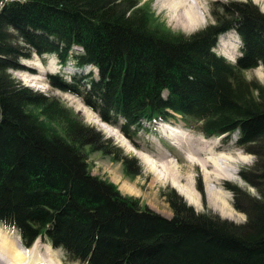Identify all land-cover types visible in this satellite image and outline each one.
<instances>
[{"label":"trees","instance_id":"1","mask_svg":"<svg viewBox=\"0 0 264 264\" xmlns=\"http://www.w3.org/2000/svg\"><path fill=\"white\" fill-rule=\"evenodd\" d=\"M2 2L0 225L15 228L25 249L47 239L80 264H264V83L245 76L264 66L259 7L222 4L213 24L185 36L157 24L142 0ZM228 30L242 44L235 65L213 51ZM32 53L95 67L96 75L48 74V82L126 136L174 114L206 137L236 133L235 144L256 157L239 172L256 195L227 184L245 222L196 212L173 189L167 218L91 174L90 152L121 162L129 177L141 167L59 98L12 77Z\"/></svg>","mask_w":264,"mask_h":264},{"label":"rangeland","instance_id":"2","mask_svg":"<svg viewBox=\"0 0 264 264\" xmlns=\"http://www.w3.org/2000/svg\"><path fill=\"white\" fill-rule=\"evenodd\" d=\"M6 1L18 0H3L1 4ZM144 1L149 8V15H152L153 18H155L157 24L164 26L173 34L188 36L209 24H213L215 19L212 11H216L220 5L228 2H244L248 0H201V9L199 10V13L204 20L203 24L189 31L184 30L172 20V15L169 10L160 9L159 5H157V0H142V3ZM250 1L256 4L264 13V0ZM238 42L239 37L237 32L234 30H228L219 37L216 52L219 54L227 53L225 54L227 56L228 52H231V60L232 55H234L233 51L235 52V49L239 45ZM79 50H81V48H79ZM20 63L24 67L23 69L9 70L12 77L22 85L35 91L59 98L66 107L71 108L74 112L78 113L85 123L100 130L105 138L111 139L113 144L120 148L123 155L136 158L141 167L139 175L129 177L127 176L121 162L115 161L109 156L103 155L101 152H90L88 153L87 161L91 174L112 183L122 195L137 199L142 207H149L167 218L172 216V212L165 194L168 190L173 189L196 212L215 214L221 219L231 221L235 224L245 222L246 215L236 210L232 204L233 193L227 188V184L237 185L242 189H245L250 195H256V190L253 186L244 181L239 175V172L242 169H246L255 164L256 157L245 152L242 148L237 147L234 143V135L227 140L222 136L206 138L199 132L187 127L180 116H175L166 122H162L164 120L145 122L139 132L136 134H128L129 136H126L117 126L103 122L79 97L68 92L57 90L48 82V74L58 73L68 80L73 73L86 74L87 72L92 71V73L96 75V68L89 65L83 68H77L73 65L71 60L68 62L67 66H60L57 58L53 54H43L42 56H38L35 53H32L30 59H21ZM245 76L247 79H256L259 82L264 83V66L259 65L256 68L245 71ZM173 131H177L178 134L184 136V140L181 141L182 146L173 144V139H171ZM189 140H191L190 142H192L195 147L203 148V153L198 156L201 160L213 157L215 159L220 157L232 159V162L225 164V167L226 169H235L233 175L234 178L232 180L220 178L214 184L219 191L227 195L226 200L230 211L232 212V216L222 215L210 204L207 193L209 182L205 179L202 168L197 164L191 166L185 156V153L188 151V146L190 145ZM206 151L208 154L205 155L204 153H206ZM143 155L149 156L152 160L156 161V163L158 162L157 165L161 167L158 169L159 171L163 170L162 167H168H165V165H168L167 161L177 164L175 170V173L178 175L177 181H174L171 178L157 180L158 173L150 170V167L141 157ZM204 165L206 166L205 163ZM206 169L209 173H212L213 171L211 164H208ZM189 177L191 178V181ZM213 177L214 176H212V178ZM177 182L179 183V187L194 192L197 200L196 204L189 202L185 195L179 192L181 188L178 189L174 185V183ZM1 233L7 239L9 238V241H16L19 239V234L14 228L0 225V234ZM42 242L41 250L44 251V245L48 244L46 246H49L50 244L47 240ZM54 249L61 264H79L68 261L61 249ZM39 254H41L40 251ZM30 261L31 260H29V262Z\"/></svg>","mask_w":264,"mask_h":264},{"label":"bare ground","instance_id":"3","mask_svg":"<svg viewBox=\"0 0 264 264\" xmlns=\"http://www.w3.org/2000/svg\"><path fill=\"white\" fill-rule=\"evenodd\" d=\"M157 5H159L160 9L162 10H169L172 15V20L175 21L178 26L182 27L186 31L193 30L197 26L203 24L204 20L199 13V10L201 9V0H157ZM171 137V139H173V144L182 146L181 141L184 140V136L182 134H178L177 131H173ZM190 141L191 140H189V142ZM189 144L190 145L188 146V151L187 153H185V156L191 166L197 164L202 168L205 175V179L210 184H208L207 192L210 204L215 209H217L222 215L232 216V212L230 211L226 200L227 195L219 191L214 185L215 182L220 178H226L231 180L234 178L233 175L235 173V169H226L225 167V164L231 163L232 159H228L225 157L215 159L213 157L201 160L198 156L203 153V148L195 147L192 142H190ZM204 154H208L207 151ZM141 157L150 167V170L158 173L156 178L157 180H166L167 178H171L174 181H177L178 175L177 173H175L177 164H174L171 161H167L168 165H165V167H168H162L163 170L159 171L158 169L161 167L157 165L158 162L156 163V161L152 160L149 156L146 155H143ZM204 163L206 164V166L204 165ZM208 164H211L213 167L212 173H209L206 169ZM212 176L214 177L212 178ZM189 179L191 181L190 177ZM174 185L178 189L181 188L179 192L184 194L189 202H191L192 204L197 203L196 195L193 191H189L187 189L179 187L178 182L174 183ZM8 239L3 236L2 233L0 234V264H61L53 247H51L50 245V247L46 246L48 245L46 244L43 247L44 251L41 250V246L43 243L41 240H38L32 248L25 249L19 239L16 241H9ZM39 251L41 254H39ZM29 260L31 261L29 262Z\"/></svg>","mask_w":264,"mask_h":264}]
</instances>
